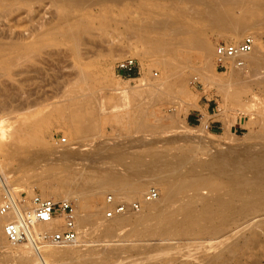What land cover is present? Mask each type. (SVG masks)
<instances>
[{
  "label": "rangeland",
  "instance_id": "1",
  "mask_svg": "<svg viewBox=\"0 0 264 264\" xmlns=\"http://www.w3.org/2000/svg\"><path fill=\"white\" fill-rule=\"evenodd\" d=\"M260 1L259 3L264 4V0ZM139 3H143L154 15H166L169 13L174 15V10L168 7L171 3H175L179 7L185 6L180 0H123L118 6H110L111 10L109 12H100L98 7H93L84 9L80 14L74 13V15H79L81 16L80 18L83 19H85L86 15L92 16V18L90 17L91 20L89 19L92 27L91 37L89 38V36H87L89 42L80 45L79 49L82 53L85 51L88 52L83 55L84 60H81V65H83L87 71L95 74L101 84L100 87L102 89L95 92L96 98L98 101L101 100L105 103L106 106H112L117 102L116 99L121 97L119 93L121 88H136L144 82L157 84L160 83V77L162 78L161 82H168L167 73L157 62L170 61L174 65L175 72L182 74V88L186 91V95L189 97L188 100L184 99L183 103L180 102L181 98H178L176 93L171 89L162 90L158 93L151 92L150 94L147 93L136 96L133 98V101L127 102V104H129L125 111L128 115L122 124H116L113 121H101L98 131L90 137L88 136V141H86V143L90 145L76 148L77 145L70 144L74 141L72 137L67 135L68 129L63 119L54 112V108H57L54 106L60 105V98H58L60 96V89L63 84L70 79L68 76L73 72L74 66L79 64L77 61L78 59L70 52L69 45L66 43L60 45L59 48L61 53L59 56L52 57L46 62L47 65H44L42 68L41 75H30L33 81L35 80L37 83L43 79H46V81L41 83V92H35L28 97V101L32 102L28 108L21 109L19 103L16 101L4 103L0 96V109L3 106H7L9 111L8 114L0 112V134L11 130L12 127L17 126V123L25 118L30 121L49 118L48 122L44 121L40 123L38 121L39 125L35 126L40 137L38 144L28 148L26 152H13L7 156H2L0 154L1 179H4L3 182H6V185L14 196H16V199H22L24 202L29 203L33 195L42 196V186L50 181L41 174L45 166L52 164L58 168L55 174L57 176L62 175L59 168H61L63 164L60 161L54 160L56 151H62L69 157L75 155V150L80 152L78 158H71L66 161L69 165H72L70 167H73V169L85 170L86 172H92L93 170L103 171L106 170L107 167H101V165L105 166L113 163L110 171L125 175L131 180H141L146 183L145 194L143 193L140 197L136 198L130 197L128 200L116 199L112 193L105 192L100 200L104 207L100 211L98 217L95 220L81 225L83 233L79 243L66 246H48L41 250V254L49 256V258L47 257L48 264H59L55 263L54 260L60 257L67 259L80 257L81 259H88V262L91 260V262L96 264L108 262L113 264L118 260L132 258L137 254L161 251L168 245V240L171 239L177 226L182 225L186 221H193L197 227L208 225L213 229H215V223L219 229L229 226L226 228L228 232L235 229L237 226L235 223L240 221L238 218L236 220L234 219L233 224H228L224 227V224L227 223L225 213H230L232 210H240L242 208V206H236L237 199L242 190L234 192V190L230 188L223 189L224 191H222L224 193H229H226L227 197H225L224 195L226 194L222 193V191H220V194L213 193L210 195L207 189L202 188L197 192H184L177 199L170 201L173 205L181 204L193 200L195 196L198 195H201L203 200L204 198L206 199L202 201L204 202L203 204L202 202L200 203L202 205L197 203L196 207L193 206L189 208L187 213L184 214L185 216H182L180 220L174 221L172 219H167L166 222L158 224L159 233L150 237L145 234V229L149 228L148 226L154 223L153 220L152 222H148L147 226L145 225L146 223L142 225L143 227L141 225H139V227L136 226V219L146 210V206L141 204L140 199L152 191L157 193V197L153 201L162 197L161 189L158 185L160 182L175 179L185 171H188L195 163H199L205 167L204 175H207V173H217V175L223 176V174H225L223 170L222 173H220L217 169H213L212 164L220 165L224 170L228 168L229 172L231 170L243 168L248 165L245 158L247 150L254 152L256 156L260 157L259 154L262 152L259 153V150L254 148L257 147L262 133H264V87L256 85L254 82L259 76L258 74L264 75V70L255 69L257 74L253 76L250 68L245 70L250 72H248V74L243 73L244 70H240L242 75H248L246 78L250 75V78L244 84L238 83V81H240L239 78L236 84H234V82L231 84L230 82L226 88L228 94L226 93L225 95L218 89L217 85L210 83L209 80L216 83H229L230 70L232 69L220 70L216 68L213 58L210 60L208 68L204 69L195 51H191L188 55V60L182 62L177 57L178 52H176V56L173 57L171 54L167 53H154L149 48L146 44L147 40L155 38L156 32L149 29H137L138 26L135 25V22H138L137 19L139 18H144V15L137 11ZM10 13L11 17L9 24L14 31L34 30L35 33H38L44 30V28H49L54 24L61 26V21L58 19V12L48 0H40L31 3L25 8H15ZM102 14H105L109 20L106 23V31L100 29L101 23L98 17ZM233 14L236 17L240 16L237 10H235ZM242 19L250 23L251 27L246 33L232 39V41L225 38L228 33L227 26H197L195 31H197L199 36L204 40L209 42L213 49L218 42H238L244 36L250 34L254 36L256 46L264 52V10L260 9L253 13L250 12L247 14V17ZM44 21H47L46 24ZM123 22H128L130 24L127 26L122 24ZM179 39H181V36H179L177 40H170V38L163 36V40L174 43L179 42L180 44L182 40ZM182 46L177 45L176 51L185 50ZM126 58L135 59L137 65L136 72L117 73L115 70L116 63ZM201 73H205L206 79L200 76L202 75ZM233 77L237 79L238 76ZM139 78L141 81L136 80ZM234 91L238 92L236 100H232L229 96ZM23 96L25 97L24 94H22V97ZM50 96L53 98L45 100ZM179 102L180 104L178 105ZM202 102H207L211 105V117L219 122L220 128L215 133L210 128L207 117L201 121L207 124V129L205 127L204 130H201V122L196 126L187 124L188 116L192 115L194 110L197 109L198 104ZM174 110L179 111L175 123L171 119L172 113L175 112ZM10 111L14 112L12 113ZM118 113L123 114L124 112L120 109ZM112 114L114 113L109 111L103 117L109 119ZM129 117L131 119H129ZM140 121L144 123V130L136 129V126L133 125L135 123L138 124L137 122ZM191 134H193L198 141H192L193 139L191 138L183 137L185 135L193 136ZM62 139H64L65 142L61 143ZM184 140L186 141L184 142ZM165 141L166 143H164ZM0 142H2L1 137ZM98 144H102L104 147L110 146L117 148L119 153L125 155V158L128 157L126 158L127 160L132 157H142L144 158L143 160L147 162L140 163L133 168H122V165H115L116 163L114 164L112 157H110V154L115 155V150H110V152L105 150L102 155H99L100 157L92 155L90 153L91 150ZM70 146L73 148V151ZM158 148L160 150L168 149V153L173 156L179 155L180 152L178 151L180 149H190V151H193H191V155L195 156L185 163L174 164L168 159L148 161V155L150 153L161 152ZM53 150H55V152ZM249 154L251 155L252 153L250 152ZM249 154L247 157L250 156ZM254 154L252 155L256 157ZM251 156L249 158L254 159L253 156ZM73 164L77 166H73ZM99 164L101 165L99 166ZM113 165L115 166L113 167ZM168 169H171V171ZM229 189L233 191L231 192ZM258 192V199L254 197L256 200L252 198V201H250L253 202V204L260 201L257 203V207H262L260 204L264 205V200L261 202L260 199L262 198L259 199V197L262 195L261 192L264 193V190H258L257 193ZM221 194L223 195L222 198L225 197L224 202L221 198ZM107 195H112L116 203H139L142 209L138 213L124 215V217L128 216L131 222L120 226L111 235L105 236L102 234V227L108 225L112 221V219H104V212L106 210L104 200ZM59 200H63V198ZM67 200L76 206L75 199L69 198ZM240 213L242 214V211ZM214 238L215 237H207L205 235L190 239L194 244H198L201 241L206 245L210 241L215 244L217 240L214 241ZM256 240L257 244L253 248L240 247L230 254L227 253L226 250H209L204 252L203 248L190 253H194L193 257L196 263H198L200 258H209L216 254L220 258H225V264H264V224L258 229ZM174 245L175 243L172 244V246ZM180 246L182 245L177 244L175 248ZM6 253H10V256L4 255ZM20 253L30 257L34 256L26 246H21V248H10L6 243V246L0 253V264H17L16 257ZM104 256H107V259H103ZM154 264L176 263L169 260H162Z\"/></svg>",
  "mask_w": 264,
  "mask_h": 264
},
{
  "label": "bare ground",
  "instance_id": "2",
  "mask_svg": "<svg viewBox=\"0 0 264 264\" xmlns=\"http://www.w3.org/2000/svg\"><path fill=\"white\" fill-rule=\"evenodd\" d=\"M38 1L40 0H0V96L4 103L16 101L19 103L21 109L30 106V103L32 102L28 101V97L35 92L40 91L42 89L41 83L46 81V79H43L37 83L35 80L33 81L30 75H41L42 68L44 65H47L46 62L50 58L60 55L61 51L59 47L63 43L69 45L70 52L78 59L77 61L79 64L74 66L73 72L68 76L70 79H68L60 89V96L58 97L60 98V105L54 106L57 107L54 108V112L57 116L59 115V117L63 119V122L68 129L67 135L72 137L74 141L70 144L77 145L76 148L90 145L86 143V141H88V136L90 137L98 131L101 121H113L116 124H122L128 115L125 111L129 104H127V102L133 101V98L136 96L147 93L150 94L151 92L158 93L162 90L171 89L176 93L178 98H181L180 102L183 103L184 99L188 100L189 97L186 95V91L182 88V74L175 72L172 62L159 61L157 63L167 73L168 82H161L162 78L160 77V83L157 84L144 82L136 88H121V91L119 92L121 97L116 99L118 103L116 102L112 106H106L101 100L98 101L95 92L102 89L100 87L101 84L95 74L87 71L84 66L81 65V60H84L83 55L88 52L85 51L82 53L79 49V46L89 42L88 40L91 37L92 27L90 25V20L92 16L86 15L85 19H83L80 18L81 16L79 15H74V13L80 14L84 9L93 7H98L100 12H109L111 10L110 6H118L123 0H48L57 10L61 26L54 24L49 28H44V30L38 33H35L34 30L14 31L9 24L11 17L10 12L15 8L28 7L29 4ZM259 1L260 0H180L181 3L185 4L184 7H179L175 3H171V5L168 6L169 9L174 10L173 13L175 16L170 13L166 15H154L143 3H139L137 11L140 14H143L144 18L137 19L138 22H135V25L138 26L137 29H149L156 32V37L148 39L146 43L154 53H167L174 57L176 56V52H178V59L182 62H186L189 53L195 51L202 67L206 69L209 66L210 60L212 58L215 60V51L212 45L199 36L197 31H195L196 27L227 26L228 33L225 38L232 41V39L240 37V35L246 33L251 27L250 23L242 18L247 17V14L250 12L253 13L260 9L264 10V4L259 3ZM235 10L239 12V17H236L233 14ZM98 19L101 23L100 29L106 31V23L109 21L108 17L105 14H102ZM122 24L129 26L130 23L123 22ZM85 36L87 40L85 39ZM87 36H89V38ZM163 36L170 38V40H177L178 37L181 36V39L179 40L182 41H180V44L179 42L174 43L166 41L163 40ZM177 45H183L182 47L185 48V50L176 51ZM243 59L245 64L243 68L230 70L229 83H216L209 80L210 83L217 85L218 89L226 95V93L228 94L226 88L230 82L231 84L233 82L236 84L239 78L240 81H238V83L240 82V84H244L250 78V75L248 78H246L248 75H242L240 70H244L243 73L248 74L249 71L245 70L250 68L253 73L252 76L257 74L256 70H264V52H262L256 44L254 45L252 52L244 55ZM201 74L202 75L200 76H202L203 79H206L205 73ZM258 75L257 78L255 77L256 79L254 82L256 85L264 87V75ZM233 76L238 77L236 79ZM136 80L141 81L140 78ZM22 94H24L25 97H22ZM229 96L232 100H236L238 92L234 91ZM51 98L53 97H47L45 100ZM120 109L124 112L123 114L118 113ZM109 111L114 114H112L109 119H105L103 116ZM0 112L8 114V107H1ZM10 112L13 113L14 111ZM178 114L179 111L176 110L171 115V119L174 123L177 121ZM129 119L131 118L129 117ZM38 121L40 123L44 121L48 122L49 118H43ZM38 121H30L25 118L17 123V126L12 127L11 130L0 134L2 141L0 142V154L2 156H7L13 152H26L28 148L38 144L40 137L38 135V130L35 128V126L39 125ZM141 121L137 122L138 124L135 123L133 125L136 126V129L144 130L145 126ZM206 125V123L202 122V126H200L201 130H204ZM183 137L191 138L193 139L192 141H198L194 135H185ZM185 141L186 140H184V142ZM164 143H166V141ZM109 147L110 146L104 147L102 144H98L90 153L98 157L99 155H102L105 150L108 152H110V150H115V155L109 153L111 155L109 156L112 157L114 164L116 163L115 165H122V168H133L140 163L147 162L144 161V158L142 157H132L127 160L126 158L128 157L125 158V155L119 153L117 148ZM70 148L73 151L71 146ZM254 149H258L259 153L262 152L259 154L260 157L256 156L254 152L247 150L245 158L248 165L237 170L229 169L232 172H229L228 168H225L226 170H224L222 166L212 164V168L217 169L220 173H222L223 170V173H225L223 176H219L217 173H207V175H204L205 167L199 163H195V165L188 171H185L175 179L160 182L158 185L160 186L162 197L156 201L152 200L150 202H145L144 195L140 200L141 204L146 206V210L142 212V215L140 214L138 219H136V226L138 227L145 223L147 226L148 222H152V220L154 221L153 224L148 226L149 228L145 229V234L150 237L160 232L158 224L166 222L167 219H172L174 221L180 220L182 216H185L184 214L187 213L189 208L193 206L196 207L197 203L200 204L202 201L206 200L205 198L203 200L202 196L198 195L195 196L193 200L173 205L170 201L177 199L182 193L187 191L197 192L198 190L205 188L209 194L212 195L213 193L220 194V191L223 189L230 188L233 189L234 192L242 190L236 203V206H242L240 209L242 214L240 213V210H232L230 213H225L227 223L224 224V227L228 224H233L234 219L236 220L238 218V220H240L238 222L239 224L235 223V225H237L235 229L228 232L226 228L229 226L219 229L217 228L216 223L214 224L215 229L208 225L197 227L193 221H186L182 225L177 226L171 239L168 240V245H166L161 251L137 254L126 260H118L113 264H154L162 260L173 261L176 264H225V258H220L216 254L209 258H200L198 263H196L193 257L194 253L190 252L203 248L204 252L209 250H226L227 253L230 254L235 250H238L240 247L253 248L257 244L256 236L258 235V229L264 224V205L260 204L262 207H257V203L260 201L254 204L251 202V199L254 197L258 199V190H264V155H262L264 154V133H262L260 142ZM53 151L55 152V150ZM75 151V155L70 157L62 151L55 152L54 160L60 161L63 164V166L59 168L62 175L57 176L55 174L58 168L52 164L45 166L42 169L41 174L50 181L42 186L41 195L42 197L52 199L53 201L62 198L63 200L69 198L75 199L77 224L80 229H82L81 225L95 220L98 217L100 211L104 207L100 200L105 192L112 193L116 199L119 200H128L130 197H140L144 193L146 189V183L144 181L138 179V181L131 180L125 175L110 171L113 163H111V165L104 163L110 166L99 164L101 167H107L106 170L103 171L93 170L92 172H86L85 170L73 169V167H70L72 165H69L66 161L71 158L74 159L79 157L80 152L78 150ZM160 151L161 152L150 153L148 155V161L168 159L174 164L185 163L195 156L191 155L193 151L191 150V152L190 149H180L178 151L180 154L175 156L170 155L168 149ZM250 152L256 156L254 157L251 154L254 159L249 158L251 156L249 154ZM248 154L250 156L247 157ZM115 165H113V167ZM73 166L77 165L73 164ZM168 170L171 171V169ZM3 181L4 179H1L0 175V183L6 185V182ZM223 191L222 193H224ZM261 194L264 195L262 192ZM262 195L259 197V199L262 198L260 199L261 202L264 200V196ZM222 196L223 195L221 194V198ZM224 196L227 197V194ZM225 197L222 198L223 202ZM203 203L204 202H202V204ZM5 222L6 218L0 217L1 251L6 246V240L2 231ZM130 222L131 220L128 216L124 217V215H122L114 217L108 225L102 227V234L105 236L111 235L120 226ZM53 228L54 226L52 224L40 227V229ZM205 235L207 237H215L213 240H217V242L215 241V244H213V242L211 243L210 241L206 245L201 241L198 244L191 242L192 238ZM173 243H175V245L181 244L182 246L175 248V245L172 246ZM19 248H21V246H19ZM30 252L34 255L32 251ZM9 254L10 253H6L4 255L10 256ZM47 257L49 258L48 255L45 256L41 253L39 255H34L33 257L20 253L17 255L16 261L18 262L17 264H48ZM103 259H107V256H104ZM54 262L59 264H96L91 262V260L88 262V259H81L80 257L74 259L60 257L55 259Z\"/></svg>",
  "mask_w": 264,
  "mask_h": 264
},
{
  "label": "built area",
  "instance_id": "3",
  "mask_svg": "<svg viewBox=\"0 0 264 264\" xmlns=\"http://www.w3.org/2000/svg\"><path fill=\"white\" fill-rule=\"evenodd\" d=\"M255 45L253 35H246L238 42H218L215 44V65L220 70L241 69L244 67L243 56L252 52ZM137 65L133 58H126L116 63L115 70L136 72ZM208 126H206V129ZM65 142L64 139L61 143ZM1 201L0 217L6 218L3 235L10 248L26 246L34 255H39L47 246H65L79 243L82 229L78 227L76 206L68 200L52 199L33 195L30 202L16 199L9 187L0 183ZM157 193L149 192L144 196L145 202L155 200ZM104 204V219L138 213L141 205L116 203L112 195H107ZM54 226L53 229H40L43 225Z\"/></svg>",
  "mask_w": 264,
  "mask_h": 264
},
{
  "label": "crops",
  "instance_id": "4",
  "mask_svg": "<svg viewBox=\"0 0 264 264\" xmlns=\"http://www.w3.org/2000/svg\"><path fill=\"white\" fill-rule=\"evenodd\" d=\"M134 76V75H132ZM211 112H212V108L211 105L207 102H202L200 104H198L197 109L194 110L193 114L188 116L187 118V124L188 125H199L200 122L202 120L205 119V117L208 118V122L210 124V128L212 129V131L215 133L218 131L219 127V122H217V120H214L211 117ZM202 124V122H201Z\"/></svg>",
  "mask_w": 264,
  "mask_h": 264
}]
</instances>
